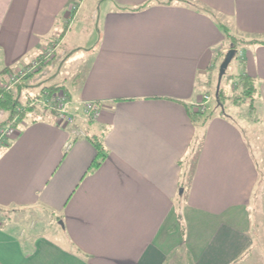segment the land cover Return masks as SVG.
Returning a JSON list of instances; mask_svg holds the SVG:
<instances>
[{"label": "crops", "instance_id": "1", "mask_svg": "<svg viewBox=\"0 0 264 264\" xmlns=\"http://www.w3.org/2000/svg\"><path fill=\"white\" fill-rule=\"evenodd\" d=\"M79 1L0 0V78L57 43L23 97L58 84L70 109L102 106L69 149L70 126L38 107L0 144V264H164L177 247L195 264H231L255 251L264 231V0H99L100 36L89 46L66 28ZM225 29L251 40L237 58L255 83L252 137L229 114L192 112L231 48ZM95 141L105 148L98 165ZM27 214L41 221L15 220Z\"/></svg>", "mask_w": 264, "mask_h": 264}, {"label": "rangeland", "instance_id": "2", "mask_svg": "<svg viewBox=\"0 0 264 264\" xmlns=\"http://www.w3.org/2000/svg\"><path fill=\"white\" fill-rule=\"evenodd\" d=\"M79 1V0H78ZM79 2H83L80 10L77 12L74 19L70 20L67 25V29L70 31V40H75V42H79L83 46H89L94 43L100 36V30L102 26V18L105 10V4L99 5V0H80ZM73 7V5H71ZM73 14L76 13V8L71 11ZM72 18V17H71ZM225 56L221 57L218 67L216 68L213 85L211 86L212 93L210 94L211 99L208 101V107L211 109L215 108V99H216V88H217V78L219 76L220 65ZM22 67V66H21ZM41 68V67H40ZM39 68V69H40ZM38 69V70H39ZM241 66L239 64L237 56H235L229 67L227 68L226 75H224V79L222 82V86L226 88L227 92L231 95L229 98L225 100V108L227 114L230 115V118L236 121L240 126L244 127L248 137H252L254 135V130L252 129V124H247V115L251 111L250 107V99H244L245 96L241 94L238 99H236L237 95L241 93V88L237 86V74L240 73ZM229 75L234 76L233 79L229 80ZM9 78V77H8ZM7 78V80H8ZM25 81V79H23ZM48 90L49 88L46 87ZM46 90V89H42ZM41 90V91H42ZM40 91V92H41ZM234 93V94H233ZM41 94V93H40ZM39 96V94H25L21 105H27L28 101L31 97ZM217 100V99H216ZM204 101V100H203ZM237 101V102H235ZM34 107L41 108L45 110V106L40 103V105H36ZM224 108V109H225ZM262 142V141H261ZM264 155L263 152H260ZM182 204V202H178V205ZM27 214L26 218H21L19 215L15 218L16 221H23L27 223L29 227H34L37 223V220L41 221V216L39 214L34 215ZM61 226H63L60 223ZM59 226V225H58ZM256 250L254 251H246L242 257V261H245L243 264H264V231L257 232L256 239Z\"/></svg>", "mask_w": 264, "mask_h": 264}, {"label": "trees", "instance_id": "3", "mask_svg": "<svg viewBox=\"0 0 264 264\" xmlns=\"http://www.w3.org/2000/svg\"><path fill=\"white\" fill-rule=\"evenodd\" d=\"M74 9L75 8H73L72 11ZM225 32H226V36L228 38H232L231 48L237 49V54L235 56H238L239 44H245V43L251 41L248 39L235 37L230 32H228L227 30ZM255 42H258V41L255 40ZM259 42L264 43V40H259ZM226 74H228V73H225V75ZM229 77H230L229 80L234 78V76H230V75H229ZM27 78H25V79H27ZM223 79H224V76L222 78V82H223ZM236 79H237V83H236L237 86L239 88H241V93L239 95H237L236 99H238L239 96H241V94H242L245 96L244 99L248 100V98H249L251 100L250 101L251 111L249 112V115L252 116V114H254V111L256 109L255 105L252 104L253 97H254L253 93L255 90L254 79L251 78L246 73L238 74ZM6 80L7 79H3V78L1 79L0 78V116H2V114H7V115H9V117L4 118L3 121L0 123L1 125L8 124L12 120V118L15 116H19L20 120H21L23 118L22 116L25 113H27L30 109L34 108L32 106H29V105H24L25 106L24 110L19 111L18 110L19 106H23V105H21V102H22L24 97H23V94L21 92V90H22L21 88H22V85L24 83V80H22L20 83L16 84L12 89H4V87L2 86V83L5 82ZM222 82H221V87L219 90L218 99L217 98H216L217 100L215 99V104H216L214 106L215 108L211 109V107H208L207 106L208 102L207 103L201 102L199 104H196V106H197L196 110L193 109L195 105L188 106L189 109H193L192 110L193 113H199V114H202L201 116H205V120H207L209 117H211V115H213L215 112H219L220 115H228L226 108H225V100H226V98H229V96L231 94L228 93L226 88H224L222 86ZM48 88H49V90H51L53 92L57 91V90H63L66 93V90H65V88H63L62 85L53 84L51 86H48ZM66 95L70 99L68 93H66ZM235 102H237V101H235ZM53 112H55V111H53ZM16 125H17V123H16ZM87 136H89V133ZM95 145H96V148L98 151H97V155H96L93 163L95 165H98L105 157V148L103 147V144L101 141H95ZM179 215L181 217V214H179ZM241 262H242V257H240L239 259H237L236 261H234L231 264H240ZM164 264H195V261H194V258H193L190 251H186L185 249H180V247H177L174 250L170 251V253L166 257Z\"/></svg>", "mask_w": 264, "mask_h": 264}, {"label": "built area", "instance_id": "4", "mask_svg": "<svg viewBox=\"0 0 264 264\" xmlns=\"http://www.w3.org/2000/svg\"><path fill=\"white\" fill-rule=\"evenodd\" d=\"M56 47L57 43H52L51 46L46 48V50H44L37 58L10 74L8 80L2 83L4 89H12L23 79L36 72L44 63H46L47 59L52 56ZM210 99V94H207L205 95L203 102L207 103ZM40 103L44 105L46 109L55 111L59 121L65 127L70 126L72 137L70 136L71 138L66 143L68 149L73 145L74 139L88 135L82 124L97 119L102 111L100 103L91 100L85 101L82 109L79 111L70 109L71 101L63 90H57L54 92L48 89L43 90L39 96L31 97L27 105L34 107L40 105ZM24 108V105L19 106L18 110L23 111ZM18 122H20V117L15 116L8 124L0 127V144L13 138L17 134L18 129L16 123Z\"/></svg>", "mask_w": 264, "mask_h": 264}, {"label": "water", "instance_id": "5", "mask_svg": "<svg viewBox=\"0 0 264 264\" xmlns=\"http://www.w3.org/2000/svg\"><path fill=\"white\" fill-rule=\"evenodd\" d=\"M236 54H237V49L230 48L227 51L226 56L223 59L221 65H220V71H219L217 88H216V98L217 99H218V96H219V90H220V87H221L222 78L225 75V73L227 71V68L229 67V64L231 63L232 59L235 57ZM60 223L64 226L62 220L60 221Z\"/></svg>", "mask_w": 264, "mask_h": 264}]
</instances>
